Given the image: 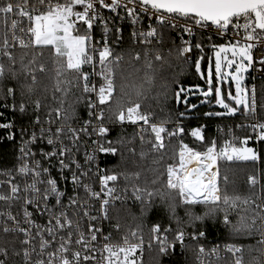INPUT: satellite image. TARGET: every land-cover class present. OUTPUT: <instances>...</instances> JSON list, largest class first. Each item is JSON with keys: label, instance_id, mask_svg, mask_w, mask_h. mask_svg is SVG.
Returning a JSON list of instances; mask_svg holds the SVG:
<instances>
[{"label": "snow or ice", "instance_id": "snow-or-ice-1", "mask_svg": "<svg viewBox=\"0 0 264 264\" xmlns=\"http://www.w3.org/2000/svg\"><path fill=\"white\" fill-rule=\"evenodd\" d=\"M105 11L113 15L106 17ZM117 18L132 25V42L143 46L146 69L140 83L129 85L121 75L119 97L117 70L124 54H114L108 40L109 20ZM0 23L2 106L9 108L11 100L10 110L22 116L29 115L31 106L34 117L18 129L15 163L0 169V236L4 237L0 264H139L137 253L142 255L144 247L141 224L129 229L119 243L112 242L111 230L104 231L105 222L120 231V223H112L110 209L117 201L126 202L129 192L141 205V216L153 211L156 199L164 205L169 223L154 222L148 241V248L157 245L161 256L174 255L179 247L182 253H194L195 264H264V184L258 174H250L248 194L230 193L224 175L221 187V161L259 162L258 150L247 146L251 137H233L222 144L212 139L205 144L202 128H194L190 135L205 144L201 150L183 142L185 130L179 123L169 131L170 120L156 123L152 112L141 111L142 100L155 83L154 62H165L161 48L172 31L182 30L189 38L200 29H215L222 38L231 33L227 43L210 45L215 55V103L224 111L204 115L241 113L257 118L235 127H250L256 140L264 142V119L258 118L264 98L258 101L255 86H243L245 73L256 63L264 71V0H0ZM97 24L103 30L100 41L93 36ZM121 31L116 28L117 40ZM194 47L203 52L201 42ZM192 49L191 39L182 36L175 51L183 57ZM256 49L261 53L258 60L254 59ZM142 54L135 52L131 59L140 61ZM201 59L195 61L197 73ZM94 77H99L98 85ZM206 83L208 91L201 95L208 97L213 89L211 70ZM222 83L229 85L227 101L232 103L226 102ZM180 91L175 94L177 100ZM156 99L159 102V96ZM81 106L86 118L80 115ZM125 122L139 124L135 135L142 146L141 159L148 152L162 158L165 137L169 142L179 140V150L173 149L174 162L164 172L153 169L158 174L143 185L138 183L139 171L111 172L98 164L99 154L115 156L120 152L117 145L132 143L123 136L107 139L109 124L123 128ZM0 129L8 130V141H16L13 122L0 123ZM128 151L136 154L135 149ZM121 177L126 184L118 190ZM209 221L213 227L223 226L229 238L254 239L255 243L207 248L201 241L207 239Z\"/></svg>", "mask_w": 264, "mask_h": 264}, {"label": "trees", "instance_id": "trees-1", "mask_svg": "<svg viewBox=\"0 0 264 264\" xmlns=\"http://www.w3.org/2000/svg\"><path fill=\"white\" fill-rule=\"evenodd\" d=\"M3 31V25L0 23V33ZM171 36V35H170ZM209 36L203 34H196L192 40V59L186 61L184 57H179L176 55V48L181 45L174 40L173 37L167 40L162 46L161 52L165 56V62H154V75L155 83L151 90L148 92L147 96L142 100L141 111H150L154 114L155 122H160L161 120H170V123L180 122L184 126V136L181 138L190 147L200 148L201 150L206 143L210 142L215 138L218 144H222L223 140L227 137L229 129H232V135L238 140L242 139L246 135L250 134L249 127L237 128L235 127L238 123L243 124L244 122L250 120L252 117L245 118L241 113H237L235 117H218V116H205L206 112H221L223 109L220 108L215 103V82H213L212 94L210 97L206 98L201 95V93L191 95L192 92L208 91V84L206 83V68L207 65L213 60V48L210 46L212 43L220 44L224 43L222 39L211 36V41L208 39ZM174 41V43H173ZM203 44V52L197 50L194 45L197 42ZM169 49H172V55L169 56ZM114 54H124V60L120 64V68L117 70V91L116 97L120 95L119 85L121 83V75L125 78L124 82L129 85L133 82L140 83L145 74V66L143 59V47L137 44H133L131 38L126 35L123 43L117 45L113 48ZM135 52H141V60L133 61L131 55ZM202 57V59H201ZM201 59V72L197 73L195 69V61ZM50 77L53 75L52 66L48 64V73ZM203 76V79L201 78ZM46 83L51 86L52 81L50 79L45 80ZM244 86L247 87V79L244 82ZM257 99L258 101L264 98V77L257 81ZM147 87V86H146ZM183 88L184 91H180ZM222 94L225 99H227L226 91L229 89V85L222 83ZM248 88V87H247ZM230 90V89H229ZM180 91L179 100L176 99V92ZM233 92V87H231ZM159 96V102H157V97ZM114 97V99L116 98ZM232 103L231 101H228ZM4 100L0 96V112L4 114L7 119L12 118L15 123L27 124L31 116L32 108L29 106V115L22 116L18 111L13 113L10 110L11 100L7 101L9 108H4L2 105ZM195 105L196 107H191ZM184 115L181 116L180 114ZM81 117L85 116V111L83 106L80 108ZM258 118L264 119V110H258ZM243 122V123H242ZM111 125L109 138L115 140L118 136H123L125 141L132 140V143L117 145L120 148V152L113 156L111 154L107 155L104 162V168L110 170L111 172H141V179L138 183L141 185L144 182L150 181L155 177L156 174L152 170L157 169L158 172H164L166 166L169 163H173L174 152L173 149L177 151V146L179 140L172 139L170 142L167 138L165 144L167 145L166 151L161 154L148 152L144 159L140 158L139 153L142 150L140 140L135 135L136 132L133 128L117 126L116 124ZM194 128H202V134L205 138V144H201L199 141L192 139L187 136V132ZM222 131H220V130ZM13 143L5 142L0 144V155L4 161L11 160L13 156ZM135 149V155L129 152L128 149ZM144 150L148 151L147 146H144ZM258 152L260 155L259 163L253 164L252 162H227L221 161L219 164L221 173V187L223 188V176L228 177V190L229 192H238L242 195L249 193V187L247 184V177L250 174H258L261 184H264V142H260L258 145ZM158 161V163H154ZM166 179V175L164 177ZM126 181L121 177L118 185L123 189L125 187ZM160 187V185H156ZM259 188V186H258ZM257 188V191H258ZM154 209L149 212L146 216H141L139 203L134 202H120L115 205L114 208L110 209V216L112 217V223H120L121 228L119 232L110 229L112 231L113 240H121V237L129 231L131 228H135L137 224L142 225V231L144 235V240L149 241V229L151 225L157 220L163 221V226H167L169 221L167 219L164 205L159 199L154 201ZM202 209H198V212ZM178 214L183 217V210H178ZM172 227L175 228L176 225L173 223ZM190 231V230H189ZM171 239V234L169 236ZM4 242V237L0 236V244ZM187 243H190L186 241ZM243 243L254 244V239L242 238V239H232L227 237L226 230L223 226L213 227L212 223L208 222V234L207 239L202 240L207 248L219 244L223 246L225 243ZM245 259H248L247 252L245 253ZM140 264H195V256L192 251H180L179 247L176 248L175 254L171 252L167 256H161L158 252L157 245H153L151 249L146 246L143 250Z\"/></svg>", "mask_w": 264, "mask_h": 264}, {"label": "built area", "instance_id": "built-area-1", "mask_svg": "<svg viewBox=\"0 0 264 264\" xmlns=\"http://www.w3.org/2000/svg\"><path fill=\"white\" fill-rule=\"evenodd\" d=\"M104 15L106 16V17H110V16H112L113 14H110V13H108L107 11H105L104 12ZM121 15H123V13H121ZM147 23H148V21L147 20H145L144 21V24H143V26L145 27V29H146V27H147ZM108 27H109V29H110V31H109V33H108V40H109V45H110V47L113 49L114 47H116L117 45H120V44H122L123 43V40L125 39V36L126 35H128L130 38H131V40H132V36H131V33H132V31H133V27H132V25L130 24V22L127 20V19H124V20H120L119 18H117V19H115V20H109V25H108ZM117 27H119V28H121V34H120V39L119 40H117V33H116V28ZM137 27H139V25L137 26ZM196 34H203V35H206V36H213V37H217V38H219V39H222L223 40V42L224 43H227L228 42V39L231 37V33H228V36H226V37H221V36H219V35H217L216 34V32H215V29H212L211 31H208V30H206V29H200V30H197L196 31V33H195V35ZM170 35H171V37H173L174 38V40L175 41H177L180 45H181V37L183 36V38L185 39V40H187V39H191V43H192V40H193V38L195 37V35L193 36V37H191V38H189L188 36H187V34H184L183 32H182V30H179V29H177L176 31H172L171 33H170ZM93 36H94V39L95 40H97V41H100V40H102V37H103V30H102V27L99 25V24H97V25H95L94 26V29H93ZM137 45H139V44H137ZM139 46H142V45H139ZM100 47H102V45H100ZM143 47V46H142ZM260 56H261V53H260V51L258 50V49H256V50H254V59H256V60H258L259 58H260ZM184 57V59L186 60V61H190L191 59H192V52L191 53H189V54H186L185 56H183ZM97 60H98V56H97ZM85 68L89 71V72H91V67L90 66H85ZM258 69H260V64L259 63H256L255 64V66L253 67V68H251V71L248 73V75H247V87L249 88V89H251L253 86H255V88L257 87L256 86V84H257V81L258 80H260L261 78H263L264 77V71H261V70H258ZM93 82H95V83H97V85L99 84V77H94L93 78ZM256 91H257V89H256ZM259 110V109H258ZM34 118V117H33ZM83 118H86V112H85V116L83 117ZM256 119L257 118H251L250 120H248V121H246V122H242L244 125H249V124H251V123H254V122H256ZM8 122H13L14 123V125H15V131H16V141L15 142H13V141H8L7 139H6V137H7V135H8V130H5V129H0V144H2V143H5V142H10V143H13V156H12V158H11V160H9V161H4V159L1 157V155H0V169H6V168H11L12 166H13V164L15 163V155L17 154V152H18V146H19V138H20V133H19V131H18V129H19V127L21 126V125H25V126H27V124H19V123H15L14 122V120L12 119V118H10V119H7L5 116H4V114L2 115V116H0V123H8ZM153 122H155V121H153ZM156 123H158V122H156ZM177 123H179L180 124V126H182L183 128H184V126H183V124L182 123H180V122H177ZM177 123H169V124H167V128H168V130L169 131H172L173 129H174V127H175V125L177 124ZM238 124H241V123H238ZM117 126H120V125H118V124H116ZM109 126V128L111 127V125H108ZM138 126H139V124L138 125H132V124H130V123H128V122H125V124H124V127H130V128H133L134 130H135V132H137V130H138ZM250 128V127H249ZM191 131L192 130H190V131H188L187 132V136L188 137H190V138H192V139H195L194 137H192L191 135H190V133H191ZM184 134H185V132H184ZM184 134L181 136V138L184 136ZM251 137V139H249V141H248V145L247 146H249V147H253V148H255V149H257L258 150V145H259V143L260 142H258L257 140H256V137H255V134H253L252 133V129L250 128V134H248V135H246L245 137H243V138H246V137ZM138 137V136H137ZM234 136L231 134V135H229V133L227 134V137L224 139V140H229V139H232ZM95 138V137H94ZM146 138H147V136H146ZM242 138V139H243ZM107 139H109V140H111L110 138H109V134H108V137H107ZM138 139H139V137H138ZM215 139V138H214ZM167 140V137H165V141ZM223 140V141H224ZM184 142V141H183ZM185 143V142H184ZM89 146L90 147H92L91 146V144H89ZM179 150V142H178V146H177V151ZM81 155H82V153H81ZM107 155L108 154H99L98 155V164H99V167L100 168H104V162H105V160H106V158H107ZM106 157V158H105ZM178 159V158H177ZM259 163V162H258ZM96 187L98 188V182H97V184H96ZM117 187H118V190H122V188H121V186L120 185H118L117 184ZM121 195H123V192L121 191ZM121 201H117L116 202V204L115 205H117V204H119ZM127 202H134L133 201V199L131 198V192H129L128 193V199H127ZM134 203H138V202H134ZM104 231H105V234H107L110 230H109V227H108V222H105L104 223ZM112 242H114V243H119V242H121V240H113L112 239ZM146 246H148V241H145L144 240V247H143V250H144V248L146 247ZM158 247V246H157ZM222 247V246H221ZM159 252V251H158ZM143 254V253H142ZM137 256L139 257V264H140V261H141V257H142V255H141V253H137Z\"/></svg>", "mask_w": 264, "mask_h": 264}, {"label": "rangeland", "instance_id": "rangeland-1", "mask_svg": "<svg viewBox=\"0 0 264 264\" xmlns=\"http://www.w3.org/2000/svg\"><path fill=\"white\" fill-rule=\"evenodd\" d=\"M210 70H211V73H212V79H213V82H215V86H216V81H215V55H214V51H213V60H212V63L210 62V63L207 65V68H206V78H207V79H208L209 71H210ZM250 71H251V69H249V72H250ZM249 72H248V73H249ZM248 73H245V80L247 79V75H248ZM245 80L243 81V86H244V82H245ZM224 84L228 86L227 83H224ZM221 87H222V84H221ZM232 87H233V94H235V86L233 85ZM244 87H245V86H244ZM197 89H199V88H197ZM196 91H197V92H192L191 95H195V94L201 93L199 90H196ZM228 91H229V89H227V91H226V95H227ZM226 102H228L227 99H226ZM222 111H224V110H222Z\"/></svg>", "mask_w": 264, "mask_h": 264}, {"label": "water", "instance_id": "water-1", "mask_svg": "<svg viewBox=\"0 0 264 264\" xmlns=\"http://www.w3.org/2000/svg\"><path fill=\"white\" fill-rule=\"evenodd\" d=\"M211 96V95H210ZM210 96H208V97H210ZM208 97H206V98H208Z\"/></svg>", "mask_w": 264, "mask_h": 264}]
</instances>
